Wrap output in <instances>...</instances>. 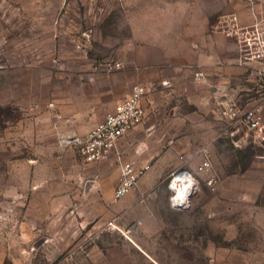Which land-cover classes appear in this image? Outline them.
I'll return each mask as SVG.
<instances>
[{"label": "rangeland", "instance_id": "rangeland-1", "mask_svg": "<svg viewBox=\"0 0 264 264\" xmlns=\"http://www.w3.org/2000/svg\"><path fill=\"white\" fill-rule=\"evenodd\" d=\"M262 28L260 0H0V264H224L209 253L257 248L264 139L221 112L193 114L208 130L197 121L184 133L191 147L178 149V166L163 191L154 189L152 213L164 226L153 235L144 224L129 231L108 221L76 232L82 215L71 217L61 197L51 219L34 209L48 196L35 187L63 179L72 156L59 135L87 133L134 83L154 71L160 78L166 56L189 61L186 44L206 58L215 47L231 49L235 94L225 108L257 109L264 127ZM202 150L210 167L198 171ZM183 171L194 190L177 209L168 184ZM85 216L93 219L89 210Z\"/></svg>", "mask_w": 264, "mask_h": 264}, {"label": "crops", "instance_id": "crops-1", "mask_svg": "<svg viewBox=\"0 0 264 264\" xmlns=\"http://www.w3.org/2000/svg\"><path fill=\"white\" fill-rule=\"evenodd\" d=\"M260 2L264 13V0ZM184 49L190 53L189 61L184 57L174 60L166 56L160 78L156 77L154 71L145 83H134L151 87L142 100L146 116L142 123L118 140L113 155L104 161L84 165L69 151L72 156L63 168L64 178L59 176L46 182L40 181L35 189L48 195L34 209L41 218L51 219V214L58 210L53 207L52 200L61 197L64 210L71 217L82 215L81 223L76 225V232L87 224L98 228L105 221L112 226H127L129 231L137 229L138 224H144L148 235L154 234L153 227L164 226L152 213L155 210L151 207L152 201L157 196L154 189L160 186L163 191L166 177L179 164L178 149L191 147L184 133L192 131L197 121L203 126L201 131L208 130L206 118L195 120L193 114L200 113L201 118L202 114L220 118L221 106L225 108L235 94L230 86L235 69L231 49L224 48L222 51L221 47H215L209 58L203 55L201 47L196 44H186ZM196 72H202L204 77L196 79ZM161 82H167V85L162 86ZM122 163L132 164L134 170L143 166H148V169L140 177L136 189L122 199L114 200L113 191L121 179ZM88 210L93 219L85 218ZM209 255L214 261L225 260L224 264H253V261L264 264V238L254 250L223 249L211 251ZM233 259L240 263L231 262Z\"/></svg>", "mask_w": 264, "mask_h": 264}, {"label": "built area", "instance_id": "built-area-1", "mask_svg": "<svg viewBox=\"0 0 264 264\" xmlns=\"http://www.w3.org/2000/svg\"><path fill=\"white\" fill-rule=\"evenodd\" d=\"M254 28H258V25H254ZM256 31L258 30L256 29ZM261 34H264L263 28L262 31H260V34L258 33V37H260ZM257 52V54L261 55L262 62L264 63V50ZM194 77L196 79H201L204 76L202 72H196ZM259 82L261 83L260 87L264 90V67L259 72ZM161 85L166 86L167 82H161ZM150 89L151 87L147 85L134 84L131 87L129 95L124 100L119 102L112 111L106 113L102 121L95 124L84 135L70 133H63L59 135V145L69 151H72L77 157V160L84 165L108 159L116 152L118 140L126 136L144 120L146 112L142 105V100L150 92ZM221 115L224 119H227L232 123L246 127L252 131L257 138L264 139V127L261 124L259 111L257 109H249L240 113L238 108L231 105L225 109L223 108ZM200 154L202 161L197 168L198 171L209 169L210 161L207 157L206 151L202 150V153ZM120 165L121 179L118 186L113 191L114 200H120L132 190L136 189L140 177L148 169V166H143L140 169L134 170L132 164L130 163H122ZM180 174H173L168 187L173 193V196L170 198L171 206L177 209H184L187 206H178V204H175L173 201L177 192L172 187V182ZM212 184L213 180L210 179L208 181V185L211 186ZM190 190L187 191L188 194L190 193Z\"/></svg>", "mask_w": 264, "mask_h": 264}, {"label": "bare ground", "instance_id": "bare-ground-1", "mask_svg": "<svg viewBox=\"0 0 264 264\" xmlns=\"http://www.w3.org/2000/svg\"><path fill=\"white\" fill-rule=\"evenodd\" d=\"M194 181V180H193ZM194 183L191 185L190 175L187 174H180L177 176L173 182L172 187L176 190L177 195L173 198V201L175 204H178V206H187L188 200L191 195V191L193 193ZM193 186V187H192ZM191 189V190H190ZM190 190V195L187 193V191Z\"/></svg>", "mask_w": 264, "mask_h": 264}, {"label": "water", "instance_id": "water-1", "mask_svg": "<svg viewBox=\"0 0 264 264\" xmlns=\"http://www.w3.org/2000/svg\"><path fill=\"white\" fill-rule=\"evenodd\" d=\"M183 173H184V174H187L188 172H187V171H183V172H181V174H183Z\"/></svg>", "mask_w": 264, "mask_h": 264}]
</instances>
